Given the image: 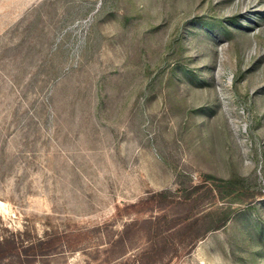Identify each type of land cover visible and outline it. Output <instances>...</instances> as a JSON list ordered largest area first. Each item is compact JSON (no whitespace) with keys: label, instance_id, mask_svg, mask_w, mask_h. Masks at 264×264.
Returning <instances> with one entry per match:
<instances>
[{"label":"rangeland","instance_id":"1","mask_svg":"<svg viewBox=\"0 0 264 264\" xmlns=\"http://www.w3.org/2000/svg\"><path fill=\"white\" fill-rule=\"evenodd\" d=\"M204 175L244 196L171 264H264V0H0V242L24 256L0 264L131 262L144 241L106 261L107 236L158 212L118 209Z\"/></svg>","mask_w":264,"mask_h":264},{"label":"trees","instance_id":"2","mask_svg":"<svg viewBox=\"0 0 264 264\" xmlns=\"http://www.w3.org/2000/svg\"><path fill=\"white\" fill-rule=\"evenodd\" d=\"M242 193L234 181L204 175L202 181L193 186L180 188L176 192L171 190L155 192L126 209L119 208V217L145 211L158 213L127 225L118 233L115 240L107 236L105 241L107 247L103 251L106 261L112 256L113 261L121 259L126 255L127 248L136 245L138 241L139 243L144 241V247L134 260L130 262L129 259L123 258L117 264H171L174 260L192 253L211 232L226 226L235 213L228 210L201 214L205 206L218 199L244 196ZM262 195L263 192L260 193V196ZM172 208L179 211L170 214L169 209ZM159 210L163 212L160 213ZM100 229H83L69 234L51 235L29 247V250L40 251L44 256L77 252L87 243H91L94 234L100 232ZM14 257L16 259L24 257L17 243L0 242V259Z\"/></svg>","mask_w":264,"mask_h":264}]
</instances>
